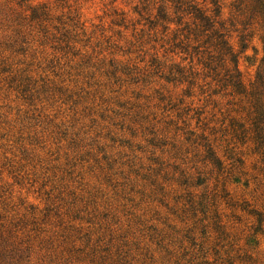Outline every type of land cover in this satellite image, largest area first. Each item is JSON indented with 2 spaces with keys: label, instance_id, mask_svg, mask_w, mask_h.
<instances>
[{
  "label": "rangeland",
  "instance_id": "1",
  "mask_svg": "<svg viewBox=\"0 0 264 264\" xmlns=\"http://www.w3.org/2000/svg\"><path fill=\"white\" fill-rule=\"evenodd\" d=\"M215 1L226 20L232 0H194L209 11ZM24 2L75 17V49L91 60L48 69L57 53L36 37L10 48L0 26V225L24 252L18 264H264V223L248 214L264 219V180L249 148L230 142L240 115L225 92L160 78L189 59L137 16L140 0ZM230 42L248 88L261 46ZM102 61L132 77L105 75ZM202 130L220 170L204 161Z\"/></svg>",
  "mask_w": 264,
  "mask_h": 264
},
{
  "label": "trees",
  "instance_id": "2",
  "mask_svg": "<svg viewBox=\"0 0 264 264\" xmlns=\"http://www.w3.org/2000/svg\"><path fill=\"white\" fill-rule=\"evenodd\" d=\"M217 3L218 1L212 2L214 9L209 11L200 7L194 0H167L165 3L160 0L153 2L149 10V0H140L141 8L136 14L140 18L146 16L142 20L148 23L150 30L157 31V28H161L162 35H170L166 43L170 44V53L178 50L189 59L188 69L173 66L166 76L160 75L161 79L179 85L185 83L188 93L191 87L195 86V81L201 77L203 82L209 80V83L202 87H213L214 94L225 92V96L230 98L227 105L233 107L231 113L240 115L238 119H229L230 142L235 141L233 144L239 143L241 147L249 148L259 165L258 174L264 180V0H232L226 20H222L220 8L216 7ZM66 20L67 22L62 23L59 18L53 19L45 5L30 7L25 5L24 0H0V26L11 34L7 37L11 44L9 47H19L22 51V45H27L29 38L32 40L36 37L39 46L47 45L53 53H57L49 60L48 69H54L61 62L69 64L82 55L80 50L75 49L78 35L72 33L76 30L83 31V27L78 26L75 17H67ZM232 34H236L242 50H245L254 38H257L261 46L262 57L258 71L248 88L243 85L237 69V54L230 42ZM90 60V57L82 55L78 66L89 65ZM100 65L101 69L107 67L105 75L109 74L114 78L120 73L132 77L130 71L119 70L112 61L108 65L102 61ZM149 67L154 75L160 73L159 65H156L154 60ZM57 93L62 95L61 97L64 96L65 101H71L74 96L66 95V92L62 93L61 90ZM173 109L175 106L169 108ZM184 112L177 113V117H182ZM194 115L198 117L196 124L200 123L202 113L195 112ZM204 131L202 130L203 133L198 137L205 141L202 146L206 152L204 161L220 170L221 163L214 156L210 144L206 142ZM236 162L240 163L239 160ZM248 214L257 217L258 230L261 231L264 223L262 215L253 211ZM3 229L0 225V264H18L22 261L24 252H19L9 242V237H4L5 232L10 233V230Z\"/></svg>",
  "mask_w": 264,
  "mask_h": 264
}]
</instances>
